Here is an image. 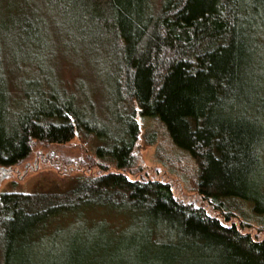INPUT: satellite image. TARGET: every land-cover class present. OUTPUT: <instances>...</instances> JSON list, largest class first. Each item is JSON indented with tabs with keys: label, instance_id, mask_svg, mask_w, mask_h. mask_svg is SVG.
<instances>
[{
	"label": "trees",
	"instance_id": "trees-1",
	"mask_svg": "<svg viewBox=\"0 0 264 264\" xmlns=\"http://www.w3.org/2000/svg\"><path fill=\"white\" fill-rule=\"evenodd\" d=\"M33 4L0 14V167L78 137L103 163L63 190L0 191V264H264L224 202H252L264 228V0ZM23 40L38 55L15 69ZM60 42L89 69L77 84ZM148 117L197 161L196 195L138 167Z\"/></svg>",
	"mask_w": 264,
	"mask_h": 264
},
{
	"label": "rangeland",
	"instance_id": "rangeland-1",
	"mask_svg": "<svg viewBox=\"0 0 264 264\" xmlns=\"http://www.w3.org/2000/svg\"><path fill=\"white\" fill-rule=\"evenodd\" d=\"M32 7H35L33 0H0L2 16L22 14L26 10L30 11ZM18 47L20 48L11 58L13 67L15 69L34 67L37 51L24 40ZM65 48V43L60 42L58 50L62 52L57 54V58L60 60L63 58L61 64L64 62L65 65L62 66L63 69L58 70L68 80L77 84L89 69H81L80 65H72ZM72 60L74 61V58ZM140 121L142 128L136 146V154L139 157L138 167L140 165L146 167L149 170L147 172H150L151 175L159 173L158 177L171 182L175 191L185 198L196 195L199 177L197 161L188 151L174 143L159 118L148 117L142 118ZM152 136L155 137L153 143L150 142ZM52 153H54L53 157ZM101 163L103 161L97 159L92 142L83 137L75 138L63 145L37 143L34 145L30 157L13 168V174L0 176V191L29 193L50 189L63 190L62 188L70 186L74 178L80 175L99 173ZM37 165L38 169H36ZM137 168L135 172L138 170ZM131 177H134L133 173ZM224 202L227 204L226 208L235 213L233 221L249 223L250 225L244 230L256 238H264L262 218L253 213L252 202L238 198H228Z\"/></svg>",
	"mask_w": 264,
	"mask_h": 264
},
{
	"label": "water",
	"instance_id": "water-1",
	"mask_svg": "<svg viewBox=\"0 0 264 264\" xmlns=\"http://www.w3.org/2000/svg\"><path fill=\"white\" fill-rule=\"evenodd\" d=\"M54 156V153H52V157ZM42 159H43V157H42ZM38 165H37V167H36V169H38ZM13 172H14V170L13 169H11V168H7V167H0V176L1 175H4V176H7V175H11V174H13ZM27 172V171H26Z\"/></svg>",
	"mask_w": 264,
	"mask_h": 264
}]
</instances>
